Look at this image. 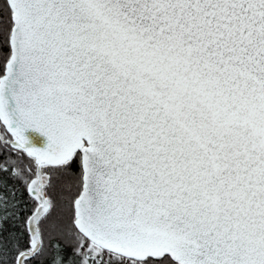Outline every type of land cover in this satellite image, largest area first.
Here are the masks:
<instances>
[{"label":"snow or ice","instance_id":"1","mask_svg":"<svg viewBox=\"0 0 264 264\" xmlns=\"http://www.w3.org/2000/svg\"><path fill=\"white\" fill-rule=\"evenodd\" d=\"M0 264H264V0H0Z\"/></svg>","mask_w":264,"mask_h":264}]
</instances>
